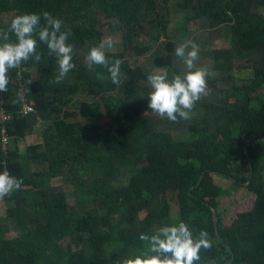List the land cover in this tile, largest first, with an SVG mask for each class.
I'll return each instance as SVG.
<instances>
[{"label":"trees","instance_id":"trees-1","mask_svg":"<svg viewBox=\"0 0 264 264\" xmlns=\"http://www.w3.org/2000/svg\"><path fill=\"white\" fill-rule=\"evenodd\" d=\"M43 12L71 33L75 68L56 84L55 58L40 44L41 60L11 69L0 93L9 116L0 171L23 180L0 200V264H115L138 254L141 233L181 221L213 241L198 264H264V0H0V28ZM202 30L229 35L225 47H199L197 66L215 73L210 94L190 120L161 119L147 108V75L182 74L174 50L199 45ZM106 31L121 40L106 51L122 61L119 86L84 62ZM23 87L33 102L26 114ZM34 134L41 141L19 152L15 142ZM214 176L253 193L251 206L226 220Z\"/></svg>","mask_w":264,"mask_h":264},{"label":"clouds","instance_id":"clouds-1","mask_svg":"<svg viewBox=\"0 0 264 264\" xmlns=\"http://www.w3.org/2000/svg\"><path fill=\"white\" fill-rule=\"evenodd\" d=\"M62 25L61 19L43 12L16 15L6 28H0V93L8 92V73L11 69L19 68L29 60H41L37 51L40 44L46 45L48 55L55 58L57 67L54 82L60 84L65 80L75 64L73 45L68 42L71 33L61 31ZM114 44L112 37L102 39L98 45L90 47L84 62L89 70L95 66L105 69L112 84L119 86L124 76L121 72L122 61L112 60L106 55V50L112 49ZM199 51V45L194 40H185L174 50L175 56L185 67L182 74L170 78L167 71L160 69L148 73L150 91L147 94V108L154 115L172 123L188 121L192 118L196 104L209 96L208 78L215 73L206 67L197 66ZM26 92L28 89L23 87L17 93L19 101L23 100ZM22 184V178L10 174L7 168L0 171V200L20 190ZM138 238L143 242L138 254L120 258L115 264H198L201 250L209 251L213 247L206 230H200L194 236L193 230L182 221L162 225L151 234L141 233Z\"/></svg>","mask_w":264,"mask_h":264},{"label":"rangeland","instance_id":"rangeland-1","mask_svg":"<svg viewBox=\"0 0 264 264\" xmlns=\"http://www.w3.org/2000/svg\"><path fill=\"white\" fill-rule=\"evenodd\" d=\"M107 37H112L115 41V44L112 49L106 50L115 52L118 49L121 48L120 44V36L116 33H108L105 32V35L102 39H105ZM199 47L201 48H211V47H225L229 44V35H225L222 32L217 31H208V30H202L199 32ZM144 59L142 57H135L130 56L128 59V62L130 64H138L143 62ZM252 74L250 69H236L234 71V75L237 77H246L250 76ZM83 122L87 125L90 124H97L99 123V119L96 118H89L84 119ZM40 137H37V141ZM36 140V137L34 138V141ZM41 141V140H40ZM216 181L222 185V187L225 189V193L221 198L222 206L226 209V220L231 217L235 212L247 209L251 206L253 201V193L246 191L244 188H242L240 185H237L233 181H230L228 179L222 178L220 176H214ZM6 205L3 202H0V216L4 215ZM175 213V211H173ZM173 218H176V215L173 214Z\"/></svg>","mask_w":264,"mask_h":264},{"label":"built area","instance_id":"built-area-1","mask_svg":"<svg viewBox=\"0 0 264 264\" xmlns=\"http://www.w3.org/2000/svg\"><path fill=\"white\" fill-rule=\"evenodd\" d=\"M20 110L22 114H26L29 112H33V102L27 100V98L24 95V98L22 101H20ZM9 119V116L6 114L4 108H3V102H0V123H1V129H0V133H1V146L2 149L5 148L8 138L5 134L4 131V127H3V123Z\"/></svg>","mask_w":264,"mask_h":264},{"label":"crops","instance_id":"crops-1","mask_svg":"<svg viewBox=\"0 0 264 264\" xmlns=\"http://www.w3.org/2000/svg\"><path fill=\"white\" fill-rule=\"evenodd\" d=\"M35 137H36V140L34 141ZM37 137H39V135L34 134V135L27 136L25 139L18 140L17 142H15V146H16L17 150L19 152H22L25 147H27L31 144L39 143L40 138L37 141Z\"/></svg>","mask_w":264,"mask_h":264}]
</instances>
